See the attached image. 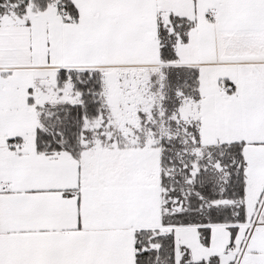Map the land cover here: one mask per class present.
<instances>
[{"label":"snow or ice","instance_id":"1","mask_svg":"<svg viewBox=\"0 0 264 264\" xmlns=\"http://www.w3.org/2000/svg\"><path fill=\"white\" fill-rule=\"evenodd\" d=\"M0 264H264V0H0Z\"/></svg>","mask_w":264,"mask_h":264}]
</instances>
